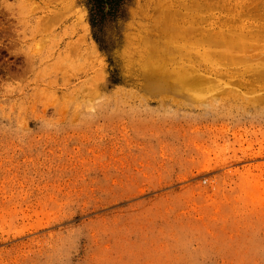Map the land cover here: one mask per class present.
Masks as SVG:
<instances>
[{
    "label": "rangeland",
    "instance_id": "rangeland-1",
    "mask_svg": "<svg viewBox=\"0 0 264 264\" xmlns=\"http://www.w3.org/2000/svg\"><path fill=\"white\" fill-rule=\"evenodd\" d=\"M263 72L264 0H0V264H264Z\"/></svg>",
    "mask_w": 264,
    "mask_h": 264
},
{
    "label": "trees",
    "instance_id": "trees-1",
    "mask_svg": "<svg viewBox=\"0 0 264 264\" xmlns=\"http://www.w3.org/2000/svg\"><path fill=\"white\" fill-rule=\"evenodd\" d=\"M124 0H87L88 20L95 34L101 32V23L107 16L116 19ZM97 39V38H96Z\"/></svg>",
    "mask_w": 264,
    "mask_h": 264
},
{
    "label": "bare ground",
    "instance_id": "bare-ground-1",
    "mask_svg": "<svg viewBox=\"0 0 264 264\" xmlns=\"http://www.w3.org/2000/svg\"><path fill=\"white\" fill-rule=\"evenodd\" d=\"M226 33V32H225ZM224 33V34H225ZM231 34H232V31H231ZM256 34V33H255ZM237 35H239V34H237ZM250 35V34H249ZM250 36H252V35H250ZM264 73V72H263ZM256 75V74H255ZM259 75V77L261 78L263 75H262V73H260V74H258ZM264 78V77H263Z\"/></svg>",
    "mask_w": 264,
    "mask_h": 264
}]
</instances>
